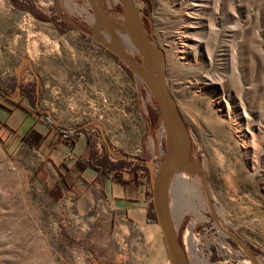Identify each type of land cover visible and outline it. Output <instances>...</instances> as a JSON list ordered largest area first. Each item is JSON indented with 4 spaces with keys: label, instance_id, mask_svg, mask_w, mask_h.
<instances>
[{
    "label": "rangeland",
    "instance_id": "obj_1",
    "mask_svg": "<svg viewBox=\"0 0 264 264\" xmlns=\"http://www.w3.org/2000/svg\"><path fill=\"white\" fill-rule=\"evenodd\" d=\"M97 2L137 42L121 1ZM135 2L190 134L178 164L189 179L175 166L167 185L178 237L205 235L206 264H264V0ZM102 28L90 0H0V264H117L107 228L67 216L77 159L109 160L114 179L143 183L152 202L168 132L148 77ZM184 39L198 47L177 54ZM119 45L146 66L141 47ZM31 128L41 143L26 141Z\"/></svg>",
    "mask_w": 264,
    "mask_h": 264
},
{
    "label": "crops",
    "instance_id": "obj_2",
    "mask_svg": "<svg viewBox=\"0 0 264 264\" xmlns=\"http://www.w3.org/2000/svg\"><path fill=\"white\" fill-rule=\"evenodd\" d=\"M73 172L77 181L70 194L79 197L66 201L73 208L67 216L90 218L107 228L118 243L111 249L115 263L170 264L160 226L147 218L150 198L146 185L134 180L123 184L113 177L101 180L93 168Z\"/></svg>",
    "mask_w": 264,
    "mask_h": 264
},
{
    "label": "water",
    "instance_id": "obj_3",
    "mask_svg": "<svg viewBox=\"0 0 264 264\" xmlns=\"http://www.w3.org/2000/svg\"><path fill=\"white\" fill-rule=\"evenodd\" d=\"M124 15L146 56L156 55L155 71L149 64L143 66L133 57L126 53L119 45L118 35L109 23L108 18L103 14L97 0H90L95 18L101 22L111 36V48L124 63L135 72L144 74L152 84L156 99L164 120L169 136V152L165 160L151 172L152 183V203L156 213L157 223L162 231L167 247L170 264H191L188 254L181 244L173 218L171 217L167 204V185L172 169L177 164L183 152L188 151L190 144V134L185 118L176 104L169 87L167 85L165 73V50L155 41L148 37L143 26L140 9L135 0H120ZM236 237L232 233H228Z\"/></svg>",
    "mask_w": 264,
    "mask_h": 264
},
{
    "label": "bare ground",
    "instance_id": "obj_4",
    "mask_svg": "<svg viewBox=\"0 0 264 264\" xmlns=\"http://www.w3.org/2000/svg\"><path fill=\"white\" fill-rule=\"evenodd\" d=\"M114 0H107V2L109 3V5L111 6L112 3H113ZM192 4V3H191ZM198 2H195L194 3V6H197ZM113 17V16H112ZM117 18V17H116ZM110 23V21H109ZM197 24H199V21L196 22ZM110 25L112 26V28L115 30V32L117 33L118 35V39H120L121 43L126 46L127 48H129L130 51L134 52L136 50H139L140 46L137 44V42H135L131 37V34H130V31H129V26L127 23L125 22H118V21H112L110 23ZM103 27V26H101ZM104 34L107 36V30H105V28H102ZM146 31V30H145ZM182 35V34H181ZM111 37V36H110ZM183 37V36H182ZM184 38V37H183ZM183 43L181 44V46H177L178 48L176 49V53H184L186 54L187 52H189V50L191 48H195V47H198L196 45H194L193 42H191L190 40L188 39H184L182 41ZM175 43H178V42H175ZM173 44V43H172ZM171 44V45H172ZM199 45V44H198ZM173 46V45H172ZM171 46V47H172ZM123 49V48H122ZM172 49V48H171ZM124 50V49H123ZM125 51V50H124ZM173 51V50H171ZM135 53V52H134ZM175 53V52H174ZM175 53V54H176ZM130 54V52H129ZM176 54V56H177ZM146 64H149L151 69L153 70L154 72V68H155V63H156V55L155 54H152L150 55L149 57L146 56ZM187 153L186 152H183L180 159L178 160L177 164L175 165L177 167V172L179 175H181L182 177H184L185 179H189V172H188V169L184 166H178L179 162L181 159H185L187 158ZM189 242L192 246V250H193V253H194V256L196 258V260L199 262V264H206V261H202L203 259L200 257L199 255V252H198V239L195 238L192 233L190 232L189 233Z\"/></svg>",
    "mask_w": 264,
    "mask_h": 264
},
{
    "label": "trees",
    "instance_id": "obj_5",
    "mask_svg": "<svg viewBox=\"0 0 264 264\" xmlns=\"http://www.w3.org/2000/svg\"><path fill=\"white\" fill-rule=\"evenodd\" d=\"M26 91H31V90L26 89ZM26 96L28 97V99H31L30 95H26ZM158 111L160 113L159 107H158ZM157 118H158V116L153 118L152 122L155 123V121H157ZM58 130H59V133H61V134H67L68 139H70L71 141L74 139L75 133L77 132V131L69 130V129H65V128H59ZM24 137L28 143L35 145V144H38L40 142V140L42 138V134L38 130H36L35 128H31L30 134L27 136L25 135ZM112 167H113V165L110 163L109 160H106V159L105 160H99L94 156H89L87 159H84V160L77 159L71 166H66L67 170L74 169L78 172H83L88 168H93L99 172L98 176L101 180L106 178V177L115 178L113 175V172H115V171L113 170ZM122 183H125V182L122 181ZM64 184H66V186L69 187L66 179L64 180ZM147 218L149 219V221L157 222L156 213L154 211L152 202L150 203V206H149ZM179 240H180V238H179ZM180 242H181V240H180ZM181 244H182V242H181Z\"/></svg>",
    "mask_w": 264,
    "mask_h": 264
},
{
    "label": "built area",
    "instance_id": "obj_6",
    "mask_svg": "<svg viewBox=\"0 0 264 264\" xmlns=\"http://www.w3.org/2000/svg\"><path fill=\"white\" fill-rule=\"evenodd\" d=\"M62 136L63 137H66V138H68L67 137V134H62ZM153 170H155V167H151V172L153 171ZM192 235L195 237V238H197L198 239V252L199 253H203L204 254V251H203V249H205L206 248V245L208 244V241H206L205 240V235H203V234H201V233H195V232H193L192 233ZM228 246H230L229 244H227ZM184 248H185V250H186V252H187V254L189 253V249L191 250V245H190V242H189V233L188 234H186V236H185V238H184ZM201 247V248H200ZM224 247H226V246H224ZM227 248V247H226ZM213 250V249H212ZM213 251H211L210 250V253H212ZM188 257H189V255H188ZM192 261V258H191V260H190V262Z\"/></svg>",
    "mask_w": 264,
    "mask_h": 264
}]
</instances>
